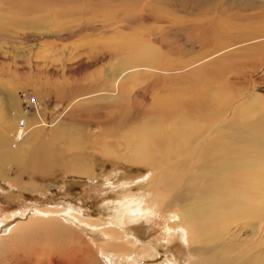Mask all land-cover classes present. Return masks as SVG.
<instances>
[{
  "label": "rangeland",
  "instance_id": "1",
  "mask_svg": "<svg viewBox=\"0 0 264 264\" xmlns=\"http://www.w3.org/2000/svg\"><path fill=\"white\" fill-rule=\"evenodd\" d=\"M70 3L0 0V128L2 119L16 127L24 121L31 132L28 123L40 117L58 131H84L97 136L106 128L111 137L108 142L116 144L122 141L123 128H117L111 119L118 113L129 117L127 122L132 125L139 110L150 109L151 123L156 114L155 100L171 96L188 99L194 92L199 93L196 110L205 112L213 103L202 97L201 91L207 87L214 92L215 105L227 107L226 122H236V126L231 125L233 132L237 124L259 119L256 114L242 118V112L250 94L264 99V0ZM59 9L66 15L57 14ZM159 79V86L152 85ZM125 95L127 104L121 102ZM180 112L188 114L191 109ZM188 120L187 124L194 127L204 122L192 114ZM158 121L166 129L171 127V122ZM16 127L8 142L15 150ZM152 127L150 124V130ZM41 129L43 136L50 132L49 127ZM106 143L104 140L84 147L80 156L91 171L85 176L61 168L43 175L36 165L16 161L0 166V214L22 210L27 214L29 208L52 205L50 208L66 206L82 216L109 221L120 194L127 192L122 185L148 179L151 170L120 158L118 152H126L128 160L129 148L116 150ZM103 145L114 153L106 154ZM65 147L58 146L60 150ZM189 167L184 166L186 171ZM170 215L163 218L159 213L150 220L139 217L126 224L137 243V258L143 257V247L162 242L159 257L153 261L143 257L140 264H191L193 246L187 229L179 224L168 233L170 224L180 221L179 211ZM112 228L108 229L119 232ZM9 229L3 237L5 254L0 264H53L58 260L66 264L70 260L69 246L75 247L77 257L87 259L86 264H106L78 229L73 228L76 236H71L66 225L61 230L52 223L38 226L30 218L12 219ZM102 238L99 236V240ZM119 246L115 243L113 247L117 254L114 251L108 255L110 264H125L127 255L119 253ZM73 262L77 264V259Z\"/></svg>",
  "mask_w": 264,
  "mask_h": 264
},
{
  "label": "bare ground",
  "instance_id": "2",
  "mask_svg": "<svg viewBox=\"0 0 264 264\" xmlns=\"http://www.w3.org/2000/svg\"><path fill=\"white\" fill-rule=\"evenodd\" d=\"M53 1L68 2V4L77 2V0ZM116 1L119 0H113V3ZM126 10L124 9L123 16ZM58 13L66 15L63 9H59ZM123 21L127 26L126 20L122 18L121 22ZM109 26L112 27L113 24ZM89 27L90 25L86 26V29ZM153 83L152 85L155 86L161 84L160 79ZM148 85V88L152 86L150 83ZM201 93L205 100L213 101L205 112L196 110L199 106V93L194 92L193 96L188 99L171 96L164 100H155L153 107L156 114L150 120L151 123L148 121L150 109L139 110L133 117L132 125L127 122L129 117L118 113L117 118L111 119L117 128L119 126L123 128L122 141L116 144L108 142L111 137L106 134V128L97 136L83 133L84 131H58L55 130L53 124L46 123L39 117L35 123L31 121L28 123L33 129L30 132L24 121L21 122V126L16 127L15 123H8L2 119L0 166L9 161H16L20 165L28 163L36 165V170L43 175L48 170L61 168L65 172L85 176L91 171L86 160L81 158V152L85 146L99 144L105 140L106 144L114 146L116 150L121 148L126 151L129 148L128 160L126 152H118L120 158L134 166H148L151 176L143 181L127 182L122 185V190L125 188L127 192L120 194L119 199L117 198L118 205L113 208V216L109 221L100 219L98 221L82 216L83 214L80 215L66 206L50 208L52 205L29 208L27 214L24 210L10 212L5 216L0 214V262L5 254L3 251L6 243L3 237L10 233L9 226H11L12 219L16 218H22V220L30 218L38 226L52 223L60 230L66 225L70 232L73 228L78 229L86 237L85 240L88 239L87 241L94 246V249H97L106 264H110L111 260L108 255H111V252L115 251L117 254V249H113L115 243L121 244L118 247L119 253L123 252L127 255V259L124 260L125 264L144 263L145 258L143 257L153 261L160 254L158 247L162 245V242L157 241L155 246L143 247L140 250V256L143 257L137 258L138 256L135 255L137 243L134 237H130L125 228L126 224L139 217L150 220L160 213L164 218L166 215H173L174 212L179 211L180 221L168 225L167 231L172 232L174 226L179 224L186 227L193 246L191 264L199 262L264 264V99L255 94L247 96L242 118L256 114L259 119L256 122L248 120L246 125L237 124L239 131L236 129L233 132L231 125L234 126L236 122H226L227 107L215 105L216 97L208 87L203 88ZM121 102L127 104L126 95ZM182 109H191V112L181 115ZM190 114L204 122H200L195 127L187 124ZM213 118L217 120L214 121ZM158 119L171 122V127L166 129L161 126ZM150 124L153 125V130L149 128ZM250 125L253 127L251 128ZM15 127L17 128L16 150L12 149L11 144L9 147L8 143L9 135ZM41 127L43 130L44 127H49L50 132L47 131L49 133L43 136ZM244 127L250 128L240 132ZM244 136L245 138L242 139ZM63 145L71 150L66 147L62 150L58 148ZM103 150L109 155L114 153L105 145H103ZM68 151L70 154H67ZM184 166L190 167L186 171ZM31 188L33 190V187ZM60 224L64 228H61ZM107 227H113V230L119 232H112ZM74 233L72 232L71 236H76ZM99 236H103L102 240H99ZM105 236L110 240H107ZM68 250L69 259L72 261L67 260L66 264H75L73 261L76 259L77 264H86L87 259L77 257L75 247L69 246ZM53 264H65V260H58Z\"/></svg>",
  "mask_w": 264,
  "mask_h": 264
}]
</instances>
